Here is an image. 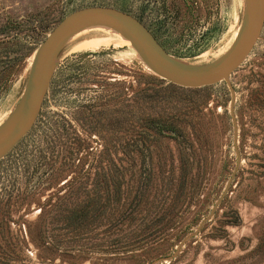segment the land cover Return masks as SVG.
I'll use <instances>...</instances> for the list:
<instances>
[{"label":"rangeland","instance_id":"1","mask_svg":"<svg viewBox=\"0 0 264 264\" xmlns=\"http://www.w3.org/2000/svg\"><path fill=\"white\" fill-rule=\"evenodd\" d=\"M88 6L133 15L170 55L203 65L231 45L245 0H0V123L18 102L39 43L64 16ZM118 38L102 27H89L64 45L33 126L0 159L3 202L36 187L28 206L13 202L8 209L13 219L8 239L22 247L17 264H150L170 256L210 213L233 171L236 154L225 81L194 88L168 82ZM230 81L236 92L240 152L236 175L200 231L171 259L154 264H264V24ZM141 88L152 92V118L163 115L175 125L174 131H159L152 122L149 151L142 149L143 153L137 104ZM55 125L60 127L57 145L66 143L60 147L59 161L68 155L73 137L74 143L84 141V149L73 165L51 179L45 167L28 178L38 156L49 152ZM146 180L150 190L135 199L134 191L128 195L126 202L134 200L133 209L118 226L109 229L105 209L97 220L102 222L92 226L87 239L68 243L85 245L84 258L37 257L41 241L28 234V229L35 232L37 199L53 203L59 195L71 192L74 197L78 192L80 198L107 203L108 184L118 182L126 188L134 183L135 189ZM84 181L85 189L76 192ZM235 213L239 224H229ZM48 222L50 232L44 240L64 248L68 228L61 221Z\"/></svg>","mask_w":264,"mask_h":264},{"label":"water","instance_id":"2","mask_svg":"<svg viewBox=\"0 0 264 264\" xmlns=\"http://www.w3.org/2000/svg\"><path fill=\"white\" fill-rule=\"evenodd\" d=\"M264 24V0H245L244 16L229 48L216 60L203 65L190 64L170 55L151 31L133 15L108 6H88L64 16L39 43L30 62L18 102L0 123V159L27 134L33 126L50 84L64 45L78 32L89 27L111 28L130 42L140 61L160 78L184 87H202L225 81L230 92L229 113L233 128L236 164L225 187L212 205L210 213L197 228L185 236L175 252L159 257L150 264L171 259L186 240L196 235L211 219L227 194L240 165L237 145L238 124L235 115L236 92L230 75L241 65L260 37Z\"/></svg>","mask_w":264,"mask_h":264},{"label":"trees","instance_id":"3","mask_svg":"<svg viewBox=\"0 0 264 264\" xmlns=\"http://www.w3.org/2000/svg\"><path fill=\"white\" fill-rule=\"evenodd\" d=\"M148 81L152 82V77H148ZM139 95L140 96L137 103L141 111V119L139 124L142 128V131H144L139 145L142 148L140 147L139 149H141V152L143 153L142 149H147L149 151V146L151 143L149 132H152V122L157 126L159 131L164 129L174 131L175 125L173 124V121L170 120V118L163 115H157L152 118V113L149 110L152 108V92H148L146 88H141ZM59 130L60 127L58 125L51 127L50 133L52 138L50 139L53 140L48 141L50 143L48 146L49 152L44 155L40 154L38 156L39 158L37 159L36 165L34 166L35 168L33 171L27 174L28 178H32L38 169H40V167H45V172L48 173L49 171L48 175H50L47 178L51 179L54 173L58 175L66 168V166L69 168V166L73 165L78 154L82 149H84V146L81 145L84 144V141L74 143L76 140L73 137V142L69 141L70 143L67 144L68 155L64 156L62 161H59L58 158L59 152L61 150L60 147L66 146L65 142H61L59 145H57L58 143L56 140V135L58 137L57 132ZM58 162L59 164L57 165ZM83 163L84 161H82L80 165H83ZM78 165L79 163L75 166ZM144 178H149L148 174L145 175ZM147 182V180L145 182L141 181V184L135 189L134 183L126 186V188H123L118 182L108 184V197L106 198L107 200L105 199L107 203H99L100 200L88 196L81 198L78 197L77 191L80 189H85V181L79 183L76 186L75 191L77 194L74 197L70 195V192V194L59 195L56 197V201L53 203L50 202V199H47L43 202H40V199H37L36 202L39 204L40 212L35 221V232L32 233L28 229V234L31 238L41 241L38 245H36L37 257L40 259H45L50 256L52 257V255H58L65 258H74L75 255H79L81 258H84V256H86L84 255L86 254L84 252L86 249L84 247L85 245L81 244L80 247H74V245H69L68 243L71 241L73 242L87 239L89 232L93 229L92 226L97 224L99 225L102 222H98L97 220L102 216L105 209H107V212L103 216H105L107 219L109 229H112V226H118L120 224L119 220L122 221L125 216L128 217V215H131V211L129 210V212L128 209H133L132 207L134 200L133 203L132 200L129 202V204L127 203L128 201L126 202L128 195L134 191L136 194L134 195L133 199H135L139 194L142 196L143 194H146L150 190ZM69 184H72V182ZM35 188L28 191L26 190V192L24 191L21 196H18V198H15L14 200L9 197L7 201L3 202L0 198V239L4 238L9 241L5 245H2L0 242V264H17L19 260V251L22 250V247H15L17 245H12V242L8 239V236H11L9 228L10 222L13 220L8 209L11 207L13 208L14 203H16L17 207H20L23 204L28 206L36 194ZM122 199L124 201H122V204H119ZM46 205L50 206L46 208ZM124 205L126 206L125 208ZM234 216L235 220L229 224H239L240 218L236 213ZM49 219H52V221L55 222L61 221L64 223V225H66V228H68V230L65 231L67 232L68 236L64 248H60L61 246H59V243L49 244L44 240L46 237H48V232H50L48 230V226H46L47 223H49ZM77 238L78 240H75ZM256 248L261 249V243H258Z\"/></svg>","mask_w":264,"mask_h":264},{"label":"bare ground","instance_id":"4","mask_svg":"<svg viewBox=\"0 0 264 264\" xmlns=\"http://www.w3.org/2000/svg\"><path fill=\"white\" fill-rule=\"evenodd\" d=\"M104 29L112 32L115 35H117L119 37L117 42H119V43H125L126 42L130 46V42L127 39H125L119 32H117L111 28H104Z\"/></svg>","mask_w":264,"mask_h":264}]
</instances>
